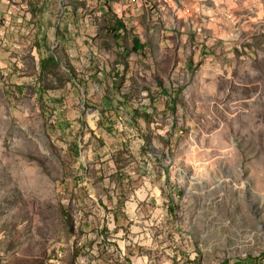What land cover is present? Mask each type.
<instances>
[{
  "label": "rangeland",
  "instance_id": "obj_1",
  "mask_svg": "<svg viewBox=\"0 0 264 264\" xmlns=\"http://www.w3.org/2000/svg\"><path fill=\"white\" fill-rule=\"evenodd\" d=\"M248 257L264 0H0V264Z\"/></svg>",
  "mask_w": 264,
  "mask_h": 264
},
{
  "label": "trees",
  "instance_id": "obj_2",
  "mask_svg": "<svg viewBox=\"0 0 264 264\" xmlns=\"http://www.w3.org/2000/svg\"><path fill=\"white\" fill-rule=\"evenodd\" d=\"M121 29H125V26L122 22V19L121 18H115L114 20V24H111L109 26V30L111 31L112 35H113V38L117 41L118 38L121 36L118 32L119 30ZM143 47L142 43H140L139 39L137 36H133L132 38V48L131 50H127V52H130V51H138L139 49H141ZM54 64V60L52 58H49V57H46L45 59H42L41 61V64H40V68L44 69V68H47V67H51L52 65ZM112 117V116H111ZM104 126H107V125H104ZM111 126L109 127H106L107 130L108 128H110ZM112 128V127H111ZM227 264V263H225ZM236 264H259V259L256 258V257H248L246 260H243V261H240Z\"/></svg>",
  "mask_w": 264,
  "mask_h": 264
}]
</instances>
